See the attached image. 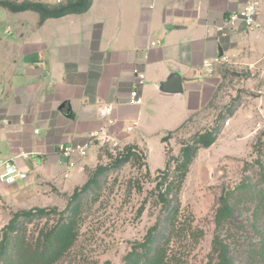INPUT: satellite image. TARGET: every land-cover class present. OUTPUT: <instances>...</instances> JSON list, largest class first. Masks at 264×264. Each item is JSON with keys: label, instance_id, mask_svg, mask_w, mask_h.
<instances>
[{"label": "crops", "instance_id": "crops-1", "mask_svg": "<svg viewBox=\"0 0 264 264\" xmlns=\"http://www.w3.org/2000/svg\"><path fill=\"white\" fill-rule=\"evenodd\" d=\"M2 1L58 5L56 0ZM244 2L92 0L82 14L42 23L35 12L0 6V162L27 175L15 185L1 184L0 197L26 181L62 185L66 191L84 184L85 170L101 146L92 140L94 134L145 147L148 153L153 140L163 146L165 157L163 137L209 116L219 82L215 68L232 57L241 65L264 58V0L260 29L238 26L225 37L216 30ZM210 62L214 69L208 73ZM174 73L182 92H161L160 84ZM134 90L141 95L140 105L129 102ZM108 106L111 111L105 113ZM85 144L87 157L77 160L64 179L60 148ZM165 166L166 160L153 170ZM69 178L71 185L64 183Z\"/></svg>", "mask_w": 264, "mask_h": 264}, {"label": "rangeland", "instance_id": "rangeland-1", "mask_svg": "<svg viewBox=\"0 0 264 264\" xmlns=\"http://www.w3.org/2000/svg\"><path fill=\"white\" fill-rule=\"evenodd\" d=\"M215 70L219 82L208 107L209 116L189 121L168 134L165 157L163 146L153 140L149 153L145 147L124 146L108 139L100 143L93 164L84 173L86 183L102 169L96 176V184L79 197L77 239L54 264H123L127 255L147 241L154 227L162 234L167 223L158 195L163 187H157V183L165 167L153 169L164 166L166 160L174 178L175 161L182 147L196 135L212 129L215 142L196 151L177 193L179 211L170 225L172 235L165 247L167 264L209 263L213 258L218 198L244 181L256 186L264 175V58L252 57L241 65L232 57ZM126 147H135L137 158L117 162ZM73 181L69 178L64 183L71 185ZM26 182L0 197V241L16 213L43 209L48 212L46 215L20 219L18 236L34 241L40 230L58 222L74 190L79 191L85 184L79 182L66 191L62 185L59 189ZM241 209L236 224L229 225L227 233L219 234L227 236L233 264H264L257 243L259 233L255 231L262 224L258 220L252 222L251 216L254 204L245 202ZM15 236L11 234V239ZM7 254L13 260L11 247Z\"/></svg>", "mask_w": 264, "mask_h": 264}, {"label": "trees", "instance_id": "trees-1", "mask_svg": "<svg viewBox=\"0 0 264 264\" xmlns=\"http://www.w3.org/2000/svg\"><path fill=\"white\" fill-rule=\"evenodd\" d=\"M92 0H69L65 4L45 5L40 3L23 2L20 4L2 1L0 6L10 12L32 11L39 15L40 23L49 18H60L69 14H82L88 10ZM165 136L162 142L166 141ZM215 142V135L212 129L196 135L189 144H185L179 158L175 161L174 178L169 172V163L166 162L165 169L160 171V181L157 187H163L159 191V199L163 204V211L166 213L164 221L167 223L166 230L159 233L157 228H153L148 233L147 241L140 244L129 255L124 258L123 264H167L166 245L167 238L172 235L173 220L176 218L179 206L177 193L185 178L187 169L191 164L196 151L199 148H208ZM135 147H126L124 153L117 162H128L137 158ZM101 170L93 174L84 186L78 191L75 189L68 202L65 215H59L58 222L49 229L40 230L34 241H26L18 236L21 224L20 219H29L32 216L46 215V211L39 209L33 212L16 213L5 227L0 241V262L4 264H54L56 263L75 243L77 239L78 222L80 216L81 202L79 197L91 186L96 184V176ZM172 196V197H171ZM167 197H170L168 199ZM245 202L254 204L252 212V222L258 220L262 228L255 231L259 233L258 249L260 255L264 257V175L260 177L258 185L254 186L248 182H242L232 190H227L218 198L217 209L214 216L216 234L212 240V259L208 264H233L231 255V245L226 241V237H221L219 233H227V227L236 224L237 217L242 215V207ZM253 228V227H252ZM11 234H16L11 239ZM11 247L14 258L8 259L7 251Z\"/></svg>", "mask_w": 264, "mask_h": 264}, {"label": "built area", "instance_id": "built-area-1", "mask_svg": "<svg viewBox=\"0 0 264 264\" xmlns=\"http://www.w3.org/2000/svg\"><path fill=\"white\" fill-rule=\"evenodd\" d=\"M56 4H61L62 0H56ZM260 13V0H245L243 5L236 11L227 13L219 26L216 27L220 36L225 37L236 27L242 26L247 31L258 30L261 28V24L258 22V16ZM156 43H151L155 45ZM227 61V60H225ZM216 61H214L215 63ZM213 63H206L205 68L208 73L213 71ZM139 84L142 83L143 76H138ZM129 102L133 105H140L142 103L141 95L137 90H134L129 95ZM111 106L104 109L105 113L111 111ZM92 140L99 142L107 141V136L104 133L92 135ZM88 144L82 146H64L60 148V155L64 159L65 169L63 178L66 179L69 176V172L76 166L77 160L84 159L87 155ZM27 178L26 173L22 172L14 164L8 162H0V185H15L18 182L24 181Z\"/></svg>", "mask_w": 264, "mask_h": 264}, {"label": "water", "instance_id": "water-1", "mask_svg": "<svg viewBox=\"0 0 264 264\" xmlns=\"http://www.w3.org/2000/svg\"><path fill=\"white\" fill-rule=\"evenodd\" d=\"M159 90L164 93L178 94L182 92L181 79L178 74H171L164 83L160 84Z\"/></svg>", "mask_w": 264, "mask_h": 264}]
</instances>
